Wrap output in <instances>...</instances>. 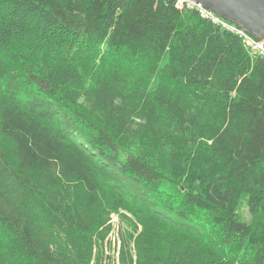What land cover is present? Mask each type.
<instances>
[{
	"label": "trees",
	"instance_id": "1",
	"mask_svg": "<svg viewBox=\"0 0 264 264\" xmlns=\"http://www.w3.org/2000/svg\"><path fill=\"white\" fill-rule=\"evenodd\" d=\"M114 214L118 264H264V56L174 0H0V264L104 262Z\"/></svg>",
	"mask_w": 264,
	"mask_h": 264
},
{
	"label": "water",
	"instance_id": "2",
	"mask_svg": "<svg viewBox=\"0 0 264 264\" xmlns=\"http://www.w3.org/2000/svg\"><path fill=\"white\" fill-rule=\"evenodd\" d=\"M257 39H264V0H194Z\"/></svg>",
	"mask_w": 264,
	"mask_h": 264
},
{
	"label": "rangeland",
	"instance_id": "3",
	"mask_svg": "<svg viewBox=\"0 0 264 264\" xmlns=\"http://www.w3.org/2000/svg\"><path fill=\"white\" fill-rule=\"evenodd\" d=\"M217 15V14H216ZM219 16V15H218ZM221 17V16H220ZM222 18V17H221ZM224 21H228L224 18H222ZM238 28H241L237 25ZM264 40V39H262ZM240 213L244 217V219L248 220L250 218V215L248 213L247 207L243 204L242 207L240 208ZM115 215V214H114ZM125 225L121 222V219L119 216H115L111 225V231L105 239L104 242V249L103 253V260L100 261L98 264H105L107 261L106 254L109 255V259L111 261L107 262L108 264H118L119 262V251L120 247L122 245V239L126 233ZM95 257H94V264H96V259H97V251H95Z\"/></svg>",
	"mask_w": 264,
	"mask_h": 264
},
{
	"label": "built area",
	"instance_id": "4",
	"mask_svg": "<svg viewBox=\"0 0 264 264\" xmlns=\"http://www.w3.org/2000/svg\"><path fill=\"white\" fill-rule=\"evenodd\" d=\"M175 4L179 8H184L185 6L193 9H197L201 16L206 18H211L213 21L219 23L223 27L232 30L238 34H240L245 43L251 47L256 52L262 54L264 56V40L257 39L256 37L248 34L244 29L238 28L236 25L231 24L228 21H224L220 16L216 15L213 11L204 8L200 3L195 2L194 0H174Z\"/></svg>",
	"mask_w": 264,
	"mask_h": 264
},
{
	"label": "bare ground",
	"instance_id": "5",
	"mask_svg": "<svg viewBox=\"0 0 264 264\" xmlns=\"http://www.w3.org/2000/svg\"><path fill=\"white\" fill-rule=\"evenodd\" d=\"M115 216H116V215H115ZM115 216H113V219H114Z\"/></svg>",
	"mask_w": 264,
	"mask_h": 264
}]
</instances>
